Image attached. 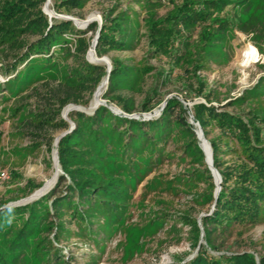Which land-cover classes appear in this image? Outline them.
Masks as SVG:
<instances>
[{
    "label": "trees",
    "instance_id": "1",
    "mask_svg": "<svg viewBox=\"0 0 264 264\" xmlns=\"http://www.w3.org/2000/svg\"><path fill=\"white\" fill-rule=\"evenodd\" d=\"M45 1L0 0L1 67L13 75L0 92L19 96L15 92L19 81L39 68L54 72L50 80L57 81L56 88L47 92L45 106L20 117L23 129L35 139L33 150L44 145L47 153L51 151L52 134L69 129L60 118L61 111L71 103L87 104L106 76L102 99L124 114L150 113L164 102L165 107L157 119L149 121L116 115L104 106L90 116L70 113L74 129L57 144L63 175L54 188L27 205L3 208L8 201L0 202V264H69L55 246L73 237L92 242L97 250L104 246L112 228L131 217L134 192L130 189L134 186L127 181L136 186L163 158L174 156L166 154L169 142L180 144L179 160L189 167L183 175L166 181V189L178 190L176 185H181L193 192L198 206L211 208L200 217L199 225L190 214L180 218L189 227L190 246L197 250L184 264H264V252L258 254V261L252 253H221L233 232L263 223V81L220 106L219 93L200 74L210 64L227 63V46L237 31L250 36L258 51L263 50L264 0H133L124 9L115 3L102 13L100 26L92 22L83 30L71 21L49 19L43 12ZM90 1L53 0L52 7L71 15ZM167 3L171 8L160 15L161 5ZM97 32L99 58L112 52H134L143 40L145 56L138 62L110 57L107 75L105 65L87 60ZM173 81L180 82L177 92L185 101L200 98L202 102L188 108L176 97L165 99L166 87ZM36 83L25 91L36 90ZM123 92L143 97L136 105ZM194 124L209 143L213 167L221 178L215 200V186ZM214 130L217 135L210 136ZM1 137L2 131L0 141ZM199 183L205 185L201 192H197ZM162 184L154 179L146 190ZM24 188L27 196L38 186L27 181ZM163 216L157 219L159 228L165 223ZM88 263L95 261L89 257Z\"/></svg>",
    "mask_w": 264,
    "mask_h": 264
},
{
    "label": "rangeland",
    "instance_id": "2",
    "mask_svg": "<svg viewBox=\"0 0 264 264\" xmlns=\"http://www.w3.org/2000/svg\"><path fill=\"white\" fill-rule=\"evenodd\" d=\"M132 1L91 0L82 10H75L71 15L55 12L52 7L53 0H51L49 7L54 14L70 16L74 21L77 20L83 23L87 20H92V22L98 23V21H101L102 13L112 8L115 3L120 4L119 8L124 9L128 3L133 4L134 2ZM133 6L134 9L138 10L137 6ZM170 8L171 4H162L159 9V14L164 15ZM52 19L63 20L61 18ZM75 24L77 23L75 22ZM77 26L82 25L77 24ZM83 29L85 28H81V30ZM249 37L238 31L235 32V37L227 46V63L210 64L209 68L200 72L209 87L216 89L219 93L221 100L220 106L226 104L229 98L239 97L244 90L251 89L258 82L263 81L261 84L262 86L264 85V46L262 51H258ZM248 47L252 49L256 57V62L243 68L239 64L245 49ZM145 49V40H143L140 47L134 52H112L108 56L102 57H108L109 59L110 57H119L123 60L138 62L145 56ZM149 63L155 67L159 65L156 60H149ZM1 64L0 61V89L13 77V75L9 73L5 74L2 71ZM53 77L54 72H44L39 68L28 78L23 77L19 81L16 86V89L19 90L15 91H19L16 94L19 96L10 95L5 90L0 92V98H2L1 95L5 97V100H0V131H2L0 141V202L8 201L3 208L18 207L15 205L17 202L28 198L36 191L42 189L45 183L51 180L55 174V168L52 162L53 144L56 137H59L65 131H58L52 134L53 142L49 153L46 152L44 145L33 150L31 147L35 143V139L28 134L26 129H23L21 126L22 118H20L23 117V113L26 111H32L38 107L45 106L48 97L47 92L57 86V81L50 80ZM34 83H36L34 86L36 90L30 89L25 91L26 88L32 86ZM178 89H180V82L173 81L166 87V90H169V92L165 96V99L176 97L188 108L202 102L200 98L185 101L180 95V92H177ZM122 95L133 98L136 105L143 97L139 94L133 95L127 92H123ZM93 96L87 104L71 103L68 106L89 108ZM262 102L264 103V99H262ZM162 104L150 112V119L143 116L148 113H141L138 110L131 115H135L137 118L135 120L149 121L157 119L159 117L157 112L161 110ZM215 105L217 106V104ZM68 106L60 114V118L68 123V130L71 127L74 129V124L73 126L70 125L68 117L70 113L78 112L90 116L96 110L91 112L71 110L65 113V109ZM105 106L112 110L118 109L116 105L108 101L104 102ZM226 110L230 112L237 111L234 107H226ZM217 133L218 131L214 130L210 136L217 135ZM166 150V154H174V156L171 155L168 158L164 156L165 158L162 159L161 164L154 166L151 173L143 181L138 182L136 186L133 181H127L130 185L134 186L130 190L134 192L133 203L136 206L133 205L131 208V217L123 218L120 222L121 225L119 224V226L112 228V237L105 242L104 246H100L97 250L92 242L87 240L79 242L76 237L62 242L57 246L54 245L62 250V254L67 257L69 264H87L89 257L94 259L95 264H184L186 261L195 257L197 250H194L190 246L188 239L189 227L182 225L180 218L183 215L190 214L197 219L199 225L200 217L204 214H209L211 208L198 206L193 197V192L184 190L181 185H176L177 189L179 188L178 190L166 189V181L178 175H183V170L189 167L187 163H181L179 160L182 156L180 144L169 142ZM226 159H229V157ZM109 167L112 168L114 166L110 165ZM197 169L202 170L200 167ZM4 172L6 176L3 178L1 174ZM10 172L16 173L18 177L13 178ZM61 175H63V172L59 167L58 175L53 184L37 200L48 194L54 188L58 177ZM154 179H157L163 184L159 185L158 189L146 190V185ZM27 181H31L38 188L31 194L24 196L23 194L26 192L24 187ZM204 189L205 185L199 183L197 192H201ZM34 201L36 200L27 204ZM159 216L165 217V223L162 228H159L160 221H157ZM170 216L171 220L169 219ZM202 236L203 233L201 232ZM244 252L252 253L257 261L258 254L264 252V215L262 224L253 228H241L233 232L221 253L230 255L232 253L242 254Z\"/></svg>",
    "mask_w": 264,
    "mask_h": 264
},
{
    "label": "water",
    "instance_id": "3",
    "mask_svg": "<svg viewBox=\"0 0 264 264\" xmlns=\"http://www.w3.org/2000/svg\"><path fill=\"white\" fill-rule=\"evenodd\" d=\"M47 3H48V0H46L45 1V4H44V6H43V12H44V14H46L48 17H49V19H52V18H61V19H63V20H67V21H71L72 23H73V25L75 26V27H77V28H79V29H81V28H86L87 26H88V24L90 23V22H92V20H87V21H85V22H83L82 23V26H77V24H75V21L73 20V18H71L70 16H59V15H57V14H52V15H50L48 12H47V10H46V6H47ZM98 24H99V26H100V24H101V21H98ZM97 39H98V32L96 33V35L94 36V38H93V40H92V43H91V47H90V49L92 48V49H94L95 48V46H96V43H97ZM89 49V50H90ZM89 52V51H88ZM88 54V53H87ZM101 59L105 62V66H106V71H107V75L109 74V72H110V70H111V63H110V60H109V58L108 57H101ZM106 61H105V60ZM88 60V59H87ZM89 62V61H88ZM105 83L107 84V82H108V76H106L105 77ZM104 100H101V104L100 105H103L104 106ZM105 107H107V106H105ZM165 107V102L162 104V106H161V110H159L158 112H157V114L158 115H160V112L162 111V109ZM108 108V107H107ZM95 109H97V107L95 108ZM94 109V110H95ZM112 113H114V114H116V115H123V116H125V117H127V118H130V119H137L136 117H135V115H127V114H124L123 112H121L119 109H111V108H108ZM144 117H146L147 119H150L151 118V114L150 113H148V114H146V115H143ZM191 124H193V122H191ZM70 125L71 126H73V123L70 121ZM194 126L196 127V136H197V139H198V141H199V146H200V148H201V150H202V152H203V155H204V163L206 164V166H207V169L209 170V172H210V175H211V177H212V180H213V183H214V186H215V189H214V196H213V198H214V200L217 198V196H218V193H219V191H220V183H221V178H220V175L218 174V172L215 170V168L213 167V161H212V151H211V147H210V145H209V143L206 141V139L204 138V136H203V133H202V131H201V129L199 128V126L197 125V124H194ZM73 128L71 127V129L70 130H68V131H65V132H63L57 139H55L54 140V144H53V146H54V151H53V153H52V162H53V165H54V168L55 167H57V171L55 172V179H56V177H57V175H58V172H59V164H58V156H57V150H56V147H57V144H58V142H59V140L63 137V136H65L67 133H69V132H71V130H72ZM204 143H205V145H206V149H205V147H204ZM33 195H34V193L31 195V196H29L28 198H26V199H24V200H22V201H19V202H17V204H15L16 206H23V205H26L27 203H29V202H31V201H33V200H37V198L38 197H33ZM43 195V194H42ZM41 195V196H42ZM40 197V196H39Z\"/></svg>",
    "mask_w": 264,
    "mask_h": 264
},
{
    "label": "bare ground",
    "instance_id": "4",
    "mask_svg": "<svg viewBox=\"0 0 264 264\" xmlns=\"http://www.w3.org/2000/svg\"><path fill=\"white\" fill-rule=\"evenodd\" d=\"M50 2H51V0H48V3H47V6H46V10H47V12L50 14V15H52L53 14V11H51V9H50V7H49V5H50ZM75 22L78 24V25H82V23L81 22H79V21H77V20H75ZM87 58H88V61L90 62V63H93V64H103V65H105V62L101 59V58H99L97 55H96V53H95V48L94 49H90L89 50V52H88V54H87ZM105 60V59H104ZM106 61V60H105ZM256 62V57H255V55H254V53H253V51H252V49L251 48H246L245 49V51H244V53H243V56H242V59H241V61H240V66L241 67H243V68H245V67H247L249 64H251V63H255ZM106 83H105V80H102V82L100 83V85L97 87V89H96V91L94 92V96H93V99H92V102H91V104H90V106H89V108H83V107H75V106H68L66 109H65V113L67 112H69V111H71V110H84V111H88V112H91V111H93L96 107H98L100 104H101V100H102V95H103V93H104V90H105V88H106ZM156 113V112H155ZM154 114V113H153ZM58 137H56V139H57ZM204 147H205V149H206V145H205V143H204ZM57 171V167H55V172ZM54 180H55V174H54V176L52 177V179L51 180H49V181H47L46 183H45V186L42 188V189H40V190H38V191H36L35 193H34V195H33V197L35 198V197H39V196H41L43 193H45V192H47V189L53 184V182H54Z\"/></svg>",
    "mask_w": 264,
    "mask_h": 264
},
{
    "label": "built area",
    "instance_id": "5",
    "mask_svg": "<svg viewBox=\"0 0 264 264\" xmlns=\"http://www.w3.org/2000/svg\"><path fill=\"white\" fill-rule=\"evenodd\" d=\"M160 1V0H159ZM163 1V0H161ZM1 176L4 178L6 176L5 172L1 174Z\"/></svg>",
    "mask_w": 264,
    "mask_h": 264
}]
</instances>
